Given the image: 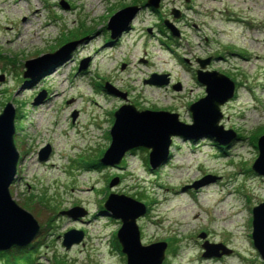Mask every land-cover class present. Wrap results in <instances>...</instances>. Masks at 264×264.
<instances>
[{"label":"rangeland","instance_id":"1","mask_svg":"<svg viewBox=\"0 0 264 264\" xmlns=\"http://www.w3.org/2000/svg\"><path fill=\"white\" fill-rule=\"evenodd\" d=\"M143 1L0 0V113L12 102L20 155L9 189L41 226L25 264H126L116 245L121 222L103 213L112 192L146 204L137 220L141 240L168 243L163 264H263L251 235L252 209L264 201V176L252 171L264 134V0H162L157 9L142 7L132 27L112 40L109 18ZM38 9L39 17L30 20ZM166 19L179 30L172 34L174 44L166 36ZM19 35L22 41L12 43ZM76 36L83 40L68 58L24 76L27 60ZM206 58V70L235 82L220 123L235 130L237 139L221 145L213 138L173 137L169 158L156 169L145 159L146 148L127 152L118 165L92 164L110 146L115 111L125 102L174 111L191 123L189 105L206 94L196 78L198 59ZM84 59L87 66L78 71ZM152 73H168V85L144 83ZM106 82L126 92L127 100L107 92ZM40 92L45 98L35 104ZM47 145L50 152L41 160L39 151ZM206 175L216 179L195 187ZM116 176L118 184L110 187ZM76 205L87 214H60ZM69 229L83 230L84 239L66 249L58 236ZM205 240L232 252L204 257Z\"/></svg>","mask_w":264,"mask_h":264},{"label":"water","instance_id":"2","mask_svg":"<svg viewBox=\"0 0 264 264\" xmlns=\"http://www.w3.org/2000/svg\"><path fill=\"white\" fill-rule=\"evenodd\" d=\"M162 0H146L143 5H128L114 13L108 20L107 29L110 38L116 40L131 28V24L142 7L157 9ZM188 2L189 0H185ZM63 4V3H62ZM65 7L67 5L63 4ZM175 17L180 16L179 10H174ZM166 27L173 35H178V28L170 20H164ZM83 39L69 41L52 53L43 54L25 62V77H34L35 74L47 67L56 65L58 58H68L75 47ZM210 58L198 59L200 68L197 69V81L205 86L206 94L192 102L188 109L191 112V123L180 120L179 114L168 110L138 109L130 102L123 103L115 111V121L110 129L111 143L100 159L103 165H118L125 154L136 148L149 150V165L156 169L165 163L170 155L173 137L184 139L213 138L218 144L228 145L237 138V132L232 128L226 129L220 123L222 119L221 106L234 97L235 82L226 74L217 70H206ZM88 59L80 62L78 71L85 69ZM124 67V64L123 66ZM169 74L152 73L144 83L163 86L169 83ZM107 92L127 100L123 92L106 82L103 86ZM180 89V86H177ZM46 93L40 92L34 103L39 104ZM76 112L73 114V119ZM15 109L12 102H7L0 113V252L8 251L14 247L28 246L40 232L41 226L34 215L20 206L10 193V185L16 177L19 152L14 141ZM258 156L253 162L252 171L264 176V134L257 140ZM50 146L47 145L39 151V157L44 160L48 157ZM213 175H206L195 182L198 187L215 180ZM119 182L116 176L110 180L113 187ZM189 186V185H188ZM147 206L131 196L119 193H110L104 202L103 213L119 219L121 226L116 238L126 256V264H163L168 243L157 241L143 244L141 240L138 218L145 215ZM74 219L87 214L81 206H73L60 212ZM204 238L205 233L199 234ZM252 239L264 264V201L252 209ZM62 244L66 249L80 244L84 239V232L80 229H69L61 236ZM204 257H221L230 254L231 248L223 243H203Z\"/></svg>","mask_w":264,"mask_h":264},{"label":"trees","instance_id":"3","mask_svg":"<svg viewBox=\"0 0 264 264\" xmlns=\"http://www.w3.org/2000/svg\"><path fill=\"white\" fill-rule=\"evenodd\" d=\"M144 2V1H143ZM81 34H88V31H83L81 32ZM79 36L74 37V39L71 40H75L78 39ZM102 86V85H101ZM21 116V115H20ZM19 116V117H20ZM143 151L145 149L141 148ZM136 150H132L131 153H135ZM146 160L148 158H145ZM93 165H101V163H92ZM90 164V165H92ZM89 165V166H90ZM88 166V167H89ZM116 245L118 247V249L120 250V245L116 239ZM35 248L34 245L32 246V249ZM31 251V247H14L11 251H3L0 252V264H25V262L29 259V253ZM12 256V258H10ZM22 260L21 262H18V260Z\"/></svg>","mask_w":264,"mask_h":264},{"label":"bare ground","instance_id":"4","mask_svg":"<svg viewBox=\"0 0 264 264\" xmlns=\"http://www.w3.org/2000/svg\"><path fill=\"white\" fill-rule=\"evenodd\" d=\"M29 1H31V0H29ZM38 5V4H37ZM39 14H40V9H38L37 10V14L36 15H34V18H32V19H30V20H33V19H36V18H38L39 17ZM46 25H48V24H46ZM35 36L37 37L36 39H38L39 38V34H37V33H35ZM21 35H19L18 37H16L14 40L12 39V43L13 42H20V41H22V39H21ZM29 42L31 43V44H35L36 43V41H34V40H29ZM63 82V81H62ZM67 139H66V136L64 135V137H63V139H62V141H66ZM169 158V157H168Z\"/></svg>","mask_w":264,"mask_h":264},{"label":"flooded vegetation","instance_id":"5","mask_svg":"<svg viewBox=\"0 0 264 264\" xmlns=\"http://www.w3.org/2000/svg\"><path fill=\"white\" fill-rule=\"evenodd\" d=\"M183 17V16H182ZM167 38L169 39L170 43L171 44H174L175 43V38L173 37L172 33L169 31L167 34H166ZM171 46V45H170ZM169 46V47H170Z\"/></svg>","mask_w":264,"mask_h":264}]
</instances>
